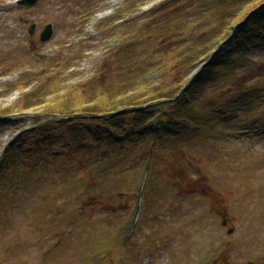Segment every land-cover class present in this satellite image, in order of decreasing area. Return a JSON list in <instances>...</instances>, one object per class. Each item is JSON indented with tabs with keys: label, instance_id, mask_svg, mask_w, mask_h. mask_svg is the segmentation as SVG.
Returning <instances> with one entry per match:
<instances>
[{
	"label": "rangeland",
	"instance_id": "1",
	"mask_svg": "<svg viewBox=\"0 0 264 264\" xmlns=\"http://www.w3.org/2000/svg\"><path fill=\"white\" fill-rule=\"evenodd\" d=\"M245 1L0 0V159L9 145L0 264H264V49L232 62L230 77L203 82L195 125L176 118L154 146L88 141L68 155L50 141L59 130L71 143L80 137L72 121H48L35 137L22 130L69 97L81 103L119 85L151 94L171 76L194 75L197 56L218 45H205L212 29ZM234 87L250 93L236 97ZM34 89L45 95L26 108Z\"/></svg>",
	"mask_w": 264,
	"mask_h": 264
},
{
	"label": "trees",
	"instance_id": "2",
	"mask_svg": "<svg viewBox=\"0 0 264 264\" xmlns=\"http://www.w3.org/2000/svg\"><path fill=\"white\" fill-rule=\"evenodd\" d=\"M231 16L232 20L224 21L220 27L212 29V33L208 37L209 40L202 37V41L207 40L205 45L211 42L214 46L218 40V44L221 46L216 44L217 46L214 49L211 48L210 51L197 56L209 58L191 82L189 81L192 71L179 77L175 76L173 79H171L173 77L171 76L170 82L167 80H165V83L162 82L165 87L160 85L152 90L151 94H147V92L141 94L131 89L124 90L123 86L125 85H119L121 91H113L111 94H109V90L101 91V93L98 91L92 99L90 97L81 103H75L69 97L64 99L62 103L60 102L61 104L57 103L53 107H48V113L45 114L48 120L40 122L32 129H36L34 137L48 121H52L56 127L60 126L59 124L63 120L68 119L81 128L82 135L71 143L62 135V130H59V133L52 135L50 142L57 144L58 151L75 155L82 151V147L88 150L83 144L88 141L93 142L96 149H107L106 146L112 147L115 145L119 147L123 145L131 146L130 142H126L128 139L136 143V145H133L134 147L149 139H151V145L154 146L166 135L165 131L174 133V131H169L167 126L179 124L176 119L178 117L184 124L194 126V120L198 116V112L193 106L196 103V97L200 96L201 84L208 78L214 79L217 75H226L225 73H228L230 77V74H233L236 69L232 62L238 65L237 59L244 60L252 52H257V49H264V0H246L241 9L235 10ZM212 34L214 35L211 36ZM196 58L192 64H194ZM221 65L223 66L220 67ZM42 90L39 92L35 90L31 95L32 98L27 97L26 108L35 105L39 101L38 98L41 97ZM219 91L223 92V96H228L227 90L221 88L217 94ZM248 93H250V90H246L244 87L240 89L234 87L232 94L236 97H244ZM44 95L45 93H42V96ZM150 96L154 97L150 98ZM223 96L217 98L215 105L221 108L224 111V117L229 119L233 115L227 105L228 102L230 105V100ZM254 98L255 101L259 98L258 92ZM54 102L55 100L51 103ZM245 102L247 103L246 99ZM49 104L50 102H48ZM246 108L249 109H244L245 112L241 114L243 117L252 113L250 112L253 109L251 106H246ZM32 121H34V118H32ZM189 125L185 127H189ZM194 128L198 129V126ZM86 135L90 137L85 139ZM75 146L77 147L75 148ZM72 150L76 151L72 153ZM3 160L0 161V169L4 167L5 160Z\"/></svg>",
	"mask_w": 264,
	"mask_h": 264
},
{
	"label": "water",
	"instance_id": "3",
	"mask_svg": "<svg viewBox=\"0 0 264 264\" xmlns=\"http://www.w3.org/2000/svg\"><path fill=\"white\" fill-rule=\"evenodd\" d=\"M37 0H19L18 3L25 6H33ZM34 25L31 26L30 31H32ZM52 35V25L47 24L40 33V41L45 42L50 39Z\"/></svg>",
	"mask_w": 264,
	"mask_h": 264
},
{
	"label": "bare ground",
	"instance_id": "4",
	"mask_svg": "<svg viewBox=\"0 0 264 264\" xmlns=\"http://www.w3.org/2000/svg\"><path fill=\"white\" fill-rule=\"evenodd\" d=\"M8 148H9V146L6 149H8Z\"/></svg>",
	"mask_w": 264,
	"mask_h": 264
}]
</instances>
